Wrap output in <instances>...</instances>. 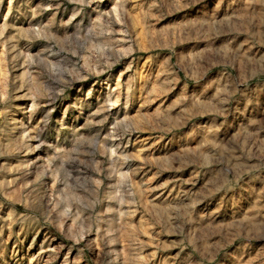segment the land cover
Instances as JSON below:
<instances>
[{
    "label": "rangeland",
    "instance_id": "1",
    "mask_svg": "<svg viewBox=\"0 0 264 264\" xmlns=\"http://www.w3.org/2000/svg\"><path fill=\"white\" fill-rule=\"evenodd\" d=\"M0 264H264V0H0Z\"/></svg>",
    "mask_w": 264,
    "mask_h": 264
},
{
    "label": "bare ground",
    "instance_id": "2",
    "mask_svg": "<svg viewBox=\"0 0 264 264\" xmlns=\"http://www.w3.org/2000/svg\"><path fill=\"white\" fill-rule=\"evenodd\" d=\"M28 159V158H27ZM42 175H44V174H42ZM128 256V255H127Z\"/></svg>",
    "mask_w": 264,
    "mask_h": 264
}]
</instances>
